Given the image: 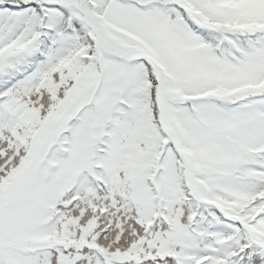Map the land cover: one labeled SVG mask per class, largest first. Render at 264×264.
Listing matches in <instances>:
<instances>
[{"label":"snow or ice","instance_id":"6c2138e0","mask_svg":"<svg viewBox=\"0 0 264 264\" xmlns=\"http://www.w3.org/2000/svg\"><path fill=\"white\" fill-rule=\"evenodd\" d=\"M0 264H264V0H0Z\"/></svg>","mask_w":264,"mask_h":264}]
</instances>
